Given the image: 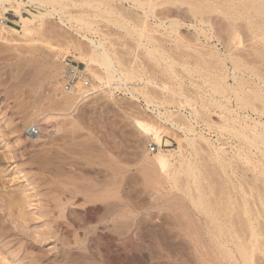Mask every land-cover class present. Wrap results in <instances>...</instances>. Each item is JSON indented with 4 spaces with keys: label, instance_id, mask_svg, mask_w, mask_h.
Listing matches in <instances>:
<instances>
[{
    "label": "rangeland",
    "instance_id": "1",
    "mask_svg": "<svg viewBox=\"0 0 264 264\" xmlns=\"http://www.w3.org/2000/svg\"><path fill=\"white\" fill-rule=\"evenodd\" d=\"M29 1L23 0L20 14L14 9L18 1L0 4V23L8 20L17 29L0 27V264H264V144L250 133L264 134V27L257 29L261 38H254L244 17L264 26L258 15L264 0H249L259 8L248 14L243 7L248 0H154L147 19L157 26L152 34L154 47H164L161 58L147 39L127 32V22L140 28L142 8L116 0L125 11L122 18L112 16L118 23L93 15L98 27L89 36L105 34L116 64L151 78L154 84L144 92L128 79L110 87L103 67L88 59L90 42L70 23L49 16L25 25L23 17L40 14ZM207 7L215 11H204ZM195 8L203 10L193 13ZM153 14L165 18V28ZM170 19L178 20V31L169 28ZM78 40L84 49L76 48ZM234 58L242 59L241 72ZM78 64L81 93L66 92L67 66ZM82 78L90 80V88ZM219 78L226 93H215ZM235 90L245 95L244 102ZM188 96L208 110L186 102ZM146 99L162 104L164 121ZM137 119L159 121L164 130L159 142L138 129ZM37 120L51 127L34 140L28 129ZM186 135L196 142L189 144ZM161 141L167 144L162 152L174 153V168L189 158L196 177L183 171L176 183L148 164L159 152H151L149 143ZM118 165L125 169L124 210L84 201V193H78L81 200L71 197L72 190L84 192L96 179L115 184Z\"/></svg>",
    "mask_w": 264,
    "mask_h": 264
},
{
    "label": "bare ground",
    "instance_id": "2",
    "mask_svg": "<svg viewBox=\"0 0 264 264\" xmlns=\"http://www.w3.org/2000/svg\"><path fill=\"white\" fill-rule=\"evenodd\" d=\"M5 1H12V0H0V4H3ZM15 1H18V4H17V6H15V10H16V12L17 13H21V11H20V8L22 7V5H24V2H23V0H15ZM32 3L34 2L36 5L35 6H39L40 8L38 9V10H40V14L39 15H37V14H33V19L32 20H29V19H27V18H22L23 19V21H24V24L25 25H31V23H33L34 21H36V19L37 18H45V17H49V16H53V17H58L59 18V21L63 24V25H66V26H69L68 24L70 23V26H69V28L72 30V31H74L78 36H80V37H82L83 39H86L87 41H89L90 42V44H91V50H90V53L88 54L89 56V60H90V63L91 62H93V63H95V62H97V63H99V65H101L102 67H103V69H104V72H105V74H106V76H107V79H108V83L110 84L109 86L110 87H114V88H118V87H120V86H122L123 84L121 83V81L123 80V81H125L126 79H128V80H132L133 82L132 83H135L137 86H136V88H134L136 91H139V90H143L142 92H144V88L145 87H147L149 84H152L153 82L150 80L151 78H148V79H144L142 76L143 75H141V73H140V71H138V70H130V71H128V70H126L124 67H122V64H121V62H120V64L118 63V64H116L117 62H115V60L113 59V57H112V55L110 54V52H109V47H107V45L105 44V42L107 41V39L105 40V34H104V37H102V38H100V39H96V38H92L91 36H89V32L90 31H92V30H94L95 29V25H97V27H98V24H95V22L91 19L92 17H93V15L95 16V17H97V18H100L101 17V19H103V20H105V21H107V22H112V23H118L119 21V19H117L116 17H112V16H119V17H123L124 15V13H125V11H123L124 13H122V8L120 9V8H118V5L116 6V5H114L113 4V1H115L116 2V0H30ZM29 1V2H30ZM119 1V0H118ZM125 1V0H124ZM126 1H128V0H126ZM128 2H131V4L134 6V7H136V8H142V11H143V14H144V19H143V17H142V19H141V24H140V28H138L137 26H135V25H133L132 23H129V22H127L126 23V27H127V32H128V34L129 35H131V36H138L139 37V41H141L142 39H147V43L148 44H150L151 46H152V48H154V50H155V52L156 53H160V54H158V55H160V56H158L159 58H161V57H163L162 56V53H161V48H164V47H158L157 45H156V47H154L155 45H154V42H155V44H157L158 42H156V40L154 39V36H153V34L152 33H154L157 29H155L156 27H155V25H153V24H151L150 22H149V20L147 19V18H149L150 16H152V13H153V11H154V9H155V6H156V4H155V2H154V0H129ZM251 3V4H250ZM30 4V3H29ZM38 4V5H37ZM243 7H245V10H247V12H245V13H247L248 14V12H251L252 11V9H257V8H259L260 7V9H259V13H258V15L259 16H264V3H262V5L261 6H259V7H257V6H255L251 1H249L248 0V2H245V3H243ZM132 6V7H133ZM133 7V8H134ZM73 10H72V9ZM213 8V9H212ZM75 9V10H74ZM201 10H203V8H200V9H194L193 10V13H197V12H199V11H201ZM243 10V9H242ZM118 11H120V12H118ZM204 11H208V12H212V11H215V7H207V10H205V8H204ZM119 13V14H118ZM244 13V12H243ZM156 14V13H155ZM155 14H153V16H154V19H157V20H159L160 21V23L158 24L157 23V25H161L160 27H166V20H164L165 18H162L163 20H161V19H159L158 18V16H156ZM123 15V16H122ZM142 16V15H141ZM103 17V18H102ZM239 17V16H238ZM238 17H237V19H238ZM243 17V16H242ZM244 17H246V21H247V23H248V27H249V30H250V32H251V34L253 35V37L254 38H258V37H260L261 36V34L259 35L258 33H257V29H259V30H262L261 28H263L264 26L262 25V24H260V23H258V21H255L254 20V18H252V16H244ZM116 18V19H115ZM153 18V17H152ZM167 19V18H166ZM169 19V18H168ZM171 20V19H170ZM97 23V22H96ZM170 23V26H169V28L171 27V30L172 31H178V25H179V23H178V20H171V22H169ZM233 25V24H232ZM0 27L2 28V29H11V30H13V31H17V29L16 28H14V27H12V26H8V24L5 22V21H3V22H1L0 23ZM233 27V26H232ZM98 29L99 28H96V30L98 31ZM258 30V31H259ZM164 31V30H163ZM96 32V31H95ZM99 32V31H98ZM100 32H102V31H100ZM99 32V33H100ZM161 32V31H160ZM158 33V32H157ZM156 34V33H155ZM102 36V35H101ZM261 38V37H260ZM137 42V41H136ZM75 45H76V48L78 49V50H82V49H84L83 48V46H84V44L81 42V40H78L76 43H75ZM160 45H161V42H160ZM159 45V46H160ZM162 46V45H161ZM157 48H159V49H157ZM150 50V49H149ZM160 50V51H159ZM151 52V51H150ZM155 52H151V54H155ZM164 53V52H163ZM169 55V54H168ZM165 56V55H164ZM81 57H82V55H81ZM80 57V58H81ZM155 57V56H154ZM157 57V58H158ZM171 58V57H170ZM84 59V58H83ZM169 59V58H168ZM235 59V58H234ZM165 60V59H164ZM240 60L242 61V59H238V58H236L235 59V71H236V73L237 72H241L242 71V68H243V65L242 64H240ZM171 61V60H170ZM159 62V61H158ZM96 63V64H97ZM173 64H174V62H172ZM92 64V63H91ZM124 66V65H123ZM246 69H247V71L248 72H250L249 74H252L253 76H255V77H258V73H256L257 72V70L255 71L254 70V68H251V67H247L246 66ZM59 70V69H58ZM175 74V73H174ZM238 74H236V75H234V76H237ZM177 76V75H176ZM218 77V76H217ZM260 78H261V76H259ZM147 78V77H146ZM220 79V78H219ZM218 79V84H217V86L215 87V93H216V91L217 92H221V91H223L224 93H226V90H227V88L225 87V85L221 82V81H223V79H220L219 80ZM236 79V78H235ZM216 80V79H215ZM237 80V79H236ZM238 81H240V80H238ZM124 83V82H123ZM154 84V83H153ZM107 85V84H106ZM156 85V84H155ZM77 86H79V82H77V84H76V88L74 89V90H72V91H70L71 93H74L76 90L78 91V92H80L81 90L77 87ZM180 86V85H179ZM256 86H257V83H256ZM126 87V86H125ZM158 87V86H157ZM161 87V86H160ZM182 87V86H181ZM78 88V89H77ZM82 88V87H81ZM128 88V87H127ZM224 88L226 89L225 91H224ZM229 88V87H228ZM258 88V87H257ZM133 89V90H134ZM147 89H149V88H147ZM157 89V88H156ZM261 89V88H260ZM83 90V89H82ZM128 90V89H127ZM130 91H131V95L133 96V98L134 97H136V95H135V91H132V89H129ZM163 90V89H162ZM168 90H171V88L169 87V89ZM180 89H178V91H179ZM234 90V89H233ZM232 90V91H233ZM76 91V92H77ZM155 91V90H154ZM172 92H174V93H178V91L176 90V88L174 89V87H173V90H171ZM214 91V90H213ZM75 92V93H76ZM77 92V93H78ZM85 92V91H84ZM170 92V91H169ZM76 93V94H77ZM81 93V92H80ZM141 93V92H140ZM174 93H173V95H174ZM238 90H235V94H236V96L238 95ZM258 93V94H257ZM79 94V93H78ZM223 94V93H222ZM256 94L257 95H259V98H260V96L262 97V95H260L259 94V92H256ZM143 95H144V93H143ZM147 95V94H146ZM78 96V95H77ZM83 96V95H82ZM245 96V95H244ZM244 96L243 95H238V99H241V101H243L245 98H244ZM137 98V97H136ZM175 98V97H174ZM190 98V96H188V98H185V101L186 102H188V103H192V104H196V105H201L203 108H205L207 105H205L204 104V102L203 101H201L200 103L201 104H199V102L198 101H196V100H194V99H189ZM258 98V97H257ZM81 99V98H80ZM173 99V98H172ZM184 99V98H183ZM263 99H264V97H263ZM184 101V100H183ZM182 101V102H183ZM240 101V102H241ZM245 101V100H244ZM243 101V102H244ZM145 102H147V99L145 100ZM203 102V103H202ZM206 103V102H205ZM215 103H217V102H215ZM248 99H247V105H248ZM147 104H148V106L149 107H153V111H155V113H156V115L158 114L159 115V117H158V120L160 119L161 121H164L163 119H164V114L166 113H163L162 112V110H161V105L162 104H157V103H154V102H147ZM218 104V103H217ZM242 104V103H241ZM245 104V106H246V103H244ZM224 104H222L221 106H223ZM220 106V105H219ZM244 106V105H243ZM193 107V106H192ZM227 107V106H226ZM241 108V107H240ZM239 108V109H240ZM243 108V107H242ZM196 109V108H195ZM206 109V108H205ZM222 109H224L225 111H226V109L225 108H222ZM206 110H208V109H206ZM210 110V109H209ZM243 110V109H242ZM227 111H228V109H227ZM230 111V110H229ZM231 112V111H230ZM221 113V112H220ZM225 114V113H224ZM229 114V113H228ZM233 114V113H232ZM117 115H120V114H117ZM122 115H123V113H122ZM166 115V114H165ZM193 115V114H192ZM121 116V115H120ZM220 116V115H219ZM226 116H228V115H226ZM226 116H224L223 115V113H221V117L224 119V118H227ZM231 116V115H230ZM185 117V116H184ZM123 118H124V115H123ZM122 118V119H123ZM169 118V117H168ZM120 119V118H119ZM182 119V118H181ZM185 119V118H184ZM228 119V118H227ZM235 119V118H234ZM233 119V120H234ZM238 119V118H237ZM159 120V121H160ZM170 120V119H169ZM188 120V119H187ZM232 120V121H233ZM239 120V119H238ZM241 120V119H240ZM42 121V120H41ZM40 120L38 121L37 120V125H34V126H32V127H34V128H37L38 129V134H32L29 130H30V127H29V129H28V134H29V136H32V138L33 137H35V139L34 140H36V139H38L39 137H42V135H44L45 134V132L48 130V128H50L51 127V125L49 126V122H48V120L45 122V121H43V123H40L41 122ZM159 121H158V123H159ZM176 121H178V120H176ZM179 121H180V119H179ZM231 121V122H232ZM181 122H183L182 120H181ZM241 122V121H240ZM54 123V122H53ZM158 123L156 124V123H154V122H152V121H147V120H143V119H137L136 121H135V124H136V126L138 127V129L140 130V131H142L143 133H145V134H147L152 140H154V141H156V142H159V140L162 138V133H163V128H161V126L160 125H158ZM170 123V122H169ZM188 123V122H187ZM237 123V122H236ZM88 124H89V122H88ZM186 124V123H185ZM240 124V123H239ZM95 125V124H94ZM173 125V124H172ZM189 125V124H188ZM53 126V125H52ZM93 126V125H92ZM176 126H177V124H176ZM246 126V125H245ZM31 127V128H32ZM54 127V126H53ZM179 127V126H178ZM241 127H243V126H241ZM248 127V126H247ZM55 128V127H54ZM89 128V127H88ZM90 129V128H89ZM92 130H93V127H92ZM248 131L250 130L249 129V127H248V129H247ZM95 131V130H94ZM256 130L254 129V132H250V133H252L259 141H261L263 144H264V134H263V132H255ZM49 132V131H48ZM44 133V134H43ZM50 133V132H49ZM96 133V132H95ZM106 133V132H105ZM46 134H47V132H46ZM104 134V133H103ZM51 135V134H50ZM100 136V135H99ZM105 137V136H104ZM107 137V136H106ZM45 138V137H44ZM40 139V138H39ZM195 140V138L193 137H190L189 135H186V137H185V141H187L189 144H193V143H195L196 141H194ZM109 141V140H108ZM194 141V142H193ZM103 142H105V141H103ZM120 142V141H119ZM111 144V143H110ZM110 144H108V145H110ZM121 144V143H120ZM104 145H106V143L104 144ZM114 145V144H113ZM116 146V145H115ZM121 146V145H120ZM52 148V147H51ZM123 148V147H122ZM49 149V148H48ZM53 149H54V147H53ZM117 149V148H116ZM103 150V149H102ZM111 150H112V148H111ZM174 150V149H173ZM57 151H59V150H57ZM109 151V150H108ZM50 152V151H49ZM48 152V153H49ZM117 152V151H116ZM39 153V152H38ZM37 153V154H38ZM47 153V152H46ZM55 153V152H54ZM53 153V154H54ZM35 154V153H34ZM43 154H44V152H43ZM59 154H60V152H59ZM62 154V153H61ZM60 154V155H61ZM104 154H105V152H104ZM111 154V153H110ZM118 154H119V152H118ZM50 155V154H49ZM55 155V154H54ZM106 155H108L107 153H106ZM173 155H174V153H172V151H169V153H165V152H162L161 150H159V152L157 153V154H155V156L151 159V160H149V163L148 164H150L151 166H153V167H157V168H159L160 169V171H162V173H164L165 174V177L170 181V180H174L175 182L178 180V179H175L176 178V176L178 175V174H180V173H182L183 171H187V174H191V175H194L195 176V170H194V168H193V166L191 165V163L189 162V158L187 159V158H182V160H181V166L180 167H175L174 168V164L171 162V157H173ZM51 156V155H50ZM110 156H112V155H110ZM114 156V155H113ZM124 156V155H123ZM46 157V156H45ZM60 157V156H59ZM68 157V156H67ZM117 157V156H116ZM121 157V156H120ZM56 158V157H55ZM69 158V157H68ZM72 158V157H71ZM71 158H69L70 160H71ZM110 158V157H109ZM124 158V157H123ZM43 159H46V158H43ZM48 157H47V160L46 161H48ZM51 159H53V158H51ZM59 159V158H58ZM63 159H65V158H63ZM67 160V159H66ZM114 160V159H113ZM147 160V159H146ZM41 161V160H40ZM44 161V160H43ZM45 161V162H46ZM63 161V160H62ZM71 161H73V160H71ZM88 161V160H87ZM36 162V161H35ZM34 162V163H35ZM65 162V161H64ZM90 162V161H89ZM119 162V161H118ZM48 163V162H47ZM46 163V164H47ZM54 163V162H53ZM39 164V163H38ZM42 164V163H41ZM50 164V163H49ZM89 164V163H88ZM95 164H96V162H95ZM98 164V163H97ZM100 164V163H99ZM98 164V165H99ZM102 164V163H101ZM105 164H107L106 162H105ZM111 164V163H110ZM117 164V163H116ZM119 164V163H118ZM122 164V163H121ZM37 164H35V166H36ZM51 165V164H50ZM103 165V164H102ZM147 165V164H146ZM40 166V165H39ZM42 166H43V164H42ZM44 166H46V165H44ZM52 166V165H51ZM63 166V165H62ZM61 166V167H62ZM72 166H73V164H72ZM92 166V165H91ZM104 166V165H103ZM105 166H107V165H105ZM119 166V167H118ZM117 166V169H116V172H117V174H116V177L117 176H119V177H114L115 178V188H116V191H115V193L114 194H112L111 192H110V189H111V186H113V184L111 185V186H109L108 185V183H107V181L106 180H108V179H106L105 177V180L104 179H102V180H104V182H101V181H99V182H96L97 181V179L95 180V183H94V181H93V183H91L90 181V185H91V187H90V185L88 186V189L86 190V191H84V192H81L80 191V189L79 188H76V187H74V188H76V190L74 191V190H72V192H70L71 194V197L72 198H75V199H77V200H81L79 197H78V193H84L85 194V200L84 201H90L91 199H94V200H98V201H101L103 204H105V209L107 208V209H109V208H119L120 209V211L123 209L124 210V200H125V197H124V192H123V187H122V178H124V177H120V175H122L124 172V168L122 167V166H120V165H118ZM53 167V166H52ZM71 167V166H70ZM76 167V166H75ZM95 167H96V165H95ZM94 167V168H95ZM98 167V166H97ZM111 167V166H110ZM150 167V166H149ZM49 168V167H48ZM55 168H58L59 169V167H57V166H55ZM73 168V167H72ZM71 168V169H72ZM99 168V167H98ZM101 168H103V167H101ZM108 168V167H107ZM116 168V167H115ZM115 168H113V169H115ZM44 169H46V168H44ZM57 169V170H58ZM66 168H64V169H62V170H65ZM69 169V168H68ZM84 169V168H83ZM88 169V168H87ZM110 169V168H109ZM62 170L60 171V172H62ZM74 170V169H73ZM101 170V169H100ZM54 171V170H53ZM67 171V170H66ZM70 171V170H69ZM86 171V170H85ZM108 171V170H107ZM113 171V170H112ZM59 172V171H58ZM60 172H59V174H60ZM83 173H84V171H82ZM91 172H94V171H91ZM96 172H98V171H96ZM103 172V171H102ZM54 173H56V170H55V172ZM70 173V172H69ZM75 173V172H74ZM107 173H109V172H107ZM106 173V174H107ZM113 173V172H112ZM46 174V173H45ZM58 174V175H59ZM73 174V173H72ZM72 174H70V175H72ZM76 174H77V172H76ZM79 174H81V173H79ZM85 174H87V173H85ZM91 174V173H90ZM94 174V173H93ZM100 174V173H99ZM52 175H53V173H52ZM75 175V174H74ZM78 175V174H77ZM81 175H83V174H81ZM88 175V174H87ZM96 175V174H95ZM105 175V174H104ZM103 175V176H104ZM111 175V174H110ZM109 175V176H110ZM114 175V174H113ZM190 175V176H191ZM54 176V175H53ZM92 177L94 176V175H91ZM100 176V175H99ZM189 176V175H188ZM69 177H71V176H69ZM101 177V176H100ZM99 177V178H100ZM178 177V176H177ZM196 177V176H195ZM81 178V177H80ZM110 178H111V176H110ZM52 179V178H51ZM57 179H59V178H57ZM78 179V178H77ZM83 179H84V177H83ZM91 179H93V178H91ZM95 179V178H94ZM53 180V179H52ZM99 180V179H98ZM57 181V180H56ZM84 181V180H83ZM87 181V180H86ZM86 181H84V182H86ZM173 181V182H174ZM72 182V181H71ZM83 182V183H84ZM74 183V182H73ZM73 183H71V184H73ZM76 183V182H75ZM177 183V182H176ZM176 183H175V185H176ZM197 182H194V184H196ZM78 184V183H77ZM75 185V184H74ZM74 185H72V186H74ZM81 185V184H80ZM83 185V184H82ZM85 185V184H84ZM75 186H77V185H75ZM86 186V185H85ZM124 186V185H123ZM69 186H67V188H68ZM71 187V186H70ZM69 187V188H70ZM84 187V186H83ZM90 187V188H89ZM81 188V187H80ZM87 188V187H86ZM72 189H73V187H72ZM77 189H79V190H77ZM83 190V189H82ZM84 198V197H83ZM110 198H113V199H116L115 201H110L109 199ZM83 201V200H82ZM92 201V200H91ZM197 202H199V203H201L202 202V200L200 199V198H198V200H197ZM86 203V202H85ZM136 205V204H135ZM92 206V205H91ZM103 207H104V205H103ZM103 207H102V209H103ZM123 207V208H122ZM91 209V208H90ZM118 209V210H119ZM113 210V209H112ZM120 211L118 212V213H120ZM123 212V211H122ZM131 212V211H130ZM124 213V212H123ZM132 213V212H131ZM130 213V214H131ZM87 218H89V217H87ZM119 218V217H118ZM120 219V218H119ZM88 220V219H87ZM90 220V219H89ZM118 220V219H117ZM121 220V219H120ZM127 221V220H126ZM90 222V221H89ZM118 222V221H117ZM121 222H122V220L120 221V224H121ZM124 222V221H123ZM90 224V223H89ZM118 224V223H117ZM70 225V224H69ZM121 227H122V225H121ZM124 227V226H123ZM67 228V227H66ZM243 246V245H242ZM242 246H240V247H242ZM224 248V247H223ZM224 249H226V248H224ZM227 250V249H226ZM231 250V249H230ZM238 250H239V248H238ZM242 250V249H241ZM225 251V250H224ZM241 253V252H240ZM243 253V252H242ZM244 254V253H243ZM226 255H227V252H226ZM228 255L231 257V258H233V259H235V257H234V255L235 254H233L232 253V251L230 252V251H228ZM229 258V257H228ZM237 261V260H236ZM238 262V261H237Z\"/></svg>",
    "mask_w": 264,
    "mask_h": 264
},
{
    "label": "built area",
    "instance_id": "3",
    "mask_svg": "<svg viewBox=\"0 0 264 264\" xmlns=\"http://www.w3.org/2000/svg\"><path fill=\"white\" fill-rule=\"evenodd\" d=\"M8 22V20H6ZM65 78V85H64V91L70 92L76 88L77 82L80 80V75H79V64L78 65H68L67 66V71L64 74ZM82 83L85 88H90L91 82L87 78H82ZM32 134H38V129L37 128H30L29 130ZM173 144V143H172ZM171 144V145H172ZM149 150L151 152H158L159 150L163 149L164 147H167L166 142L161 141L160 143L156 142H150L149 145Z\"/></svg>",
    "mask_w": 264,
    "mask_h": 264
}]
</instances>
